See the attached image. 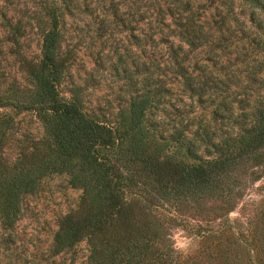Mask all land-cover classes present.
<instances>
[{"label": "rangeland", "instance_id": "1", "mask_svg": "<svg viewBox=\"0 0 264 264\" xmlns=\"http://www.w3.org/2000/svg\"><path fill=\"white\" fill-rule=\"evenodd\" d=\"M52 6L64 14L70 62L61 90L67 95L81 87L87 109L103 120L113 121L132 95L151 90L149 118L159 133L206 156L208 139L239 132L264 102V8L247 0H0V99L31 88L28 63L41 60ZM9 22L18 46L9 41ZM5 115L16 129L0 136V160L13 168L45 131L32 110L0 108ZM243 182L242 196L231 203L212 199L157 212L172 264H187L200 248L198 226L227 235L235 230L245 241L250 231L264 232V176ZM81 193L66 174L44 178L38 193L24 198L15 226L0 223V264H92L86 241L59 254L52 249L59 219L77 208ZM247 252L244 244L238 255L245 259Z\"/></svg>", "mask_w": 264, "mask_h": 264}, {"label": "trees", "instance_id": "2", "mask_svg": "<svg viewBox=\"0 0 264 264\" xmlns=\"http://www.w3.org/2000/svg\"><path fill=\"white\" fill-rule=\"evenodd\" d=\"M247 1L264 8L262 0ZM49 9L41 60L28 63L31 88L0 99V108L36 112L45 131L39 145L23 150L13 168L0 160V223L13 228L24 198L38 193L47 176L66 174L70 186L82 193L77 208L58 221L54 253L86 241L92 264H172L169 233L157 212L165 207L181 212L190 202L202 205L212 199L231 203L242 196L244 178L264 176V102L239 132L218 142L208 139L206 156L159 133L149 118L156 98L151 90L132 95L113 121L103 120L87 109L81 87L67 95L61 90L70 64L63 51L64 14L58 7ZM6 27L12 29L9 41L18 46L12 23ZM15 129L11 115L0 117V136ZM227 232L198 226V258L188 255L187 264H264L258 256L264 252L262 229L250 231L247 241L235 230ZM211 239L218 240L211 245ZM244 244L246 260L238 255Z\"/></svg>", "mask_w": 264, "mask_h": 264}]
</instances>
